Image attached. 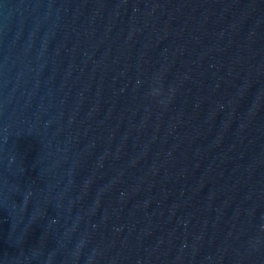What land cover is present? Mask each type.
<instances>
[{
    "label": "water",
    "instance_id": "1",
    "mask_svg": "<svg viewBox=\"0 0 264 264\" xmlns=\"http://www.w3.org/2000/svg\"><path fill=\"white\" fill-rule=\"evenodd\" d=\"M0 264H264V0H0Z\"/></svg>",
    "mask_w": 264,
    "mask_h": 264
}]
</instances>
